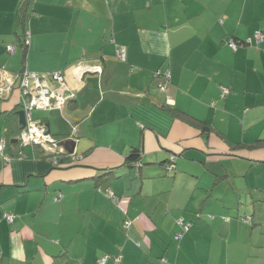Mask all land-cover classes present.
I'll use <instances>...</instances> for the list:
<instances>
[{
    "label": "crops",
    "instance_id": "0c3cea01",
    "mask_svg": "<svg viewBox=\"0 0 264 264\" xmlns=\"http://www.w3.org/2000/svg\"><path fill=\"white\" fill-rule=\"evenodd\" d=\"M0 67L66 84L31 112L58 143L0 152V264H264V0H0ZM17 87L0 82V140Z\"/></svg>",
    "mask_w": 264,
    "mask_h": 264
},
{
    "label": "built area",
    "instance_id": "2783aa9c",
    "mask_svg": "<svg viewBox=\"0 0 264 264\" xmlns=\"http://www.w3.org/2000/svg\"><path fill=\"white\" fill-rule=\"evenodd\" d=\"M254 37L257 41L262 39L258 32L254 34ZM27 42L28 41L25 40L24 44H27ZM229 47L232 51L236 50L232 41L229 42ZM6 51L12 54L15 51V48H7ZM116 57L122 62L125 60V49L123 47L116 48ZM72 69L77 72L78 75H82L86 72V70H88V67L80 63ZM19 74L22 75H13L8 73L4 68H0V82H4V84H12L17 82V88L22 99L21 109L24 111L25 127L18 135L17 141L22 147L32 146L46 150L50 149L51 146H54L55 139H53L47 133L46 128L41 122L31 118V112L36 108H54L60 110L63 108V106L66 104V100L63 94L60 93V90L62 91L66 89L65 74L64 72H48L38 75L34 73H28L26 71H22ZM7 75H10V77H7ZM155 75L159 76L160 72H157ZM160 79L162 82L158 85L160 89L164 91L166 89L164 83L169 80V73L165 72L164 74L160 75ZM48 83L57 84L59 92L52 93ZM228 93V88H221L222 97L226 96ZM5 146L6 141L4 139L0 140L1 153L4 152ZM58 197H61V194L58 195ZM8 221L11 222V219H8ZM125 226L128 227V224ZM105 260L106 258H102L98 264H104Z\"/></svg>",
    "mask_w": 264,
    "mask_h": 264
},
{
    "label": "trees",
    "instance_id": "16d2710c",
    "mask_svg": "<svg viewBox=\"0 0 264 264\" xmlns=\"http://www.w3.org/2000/svg\"><path fill=\"white\" fill-rule=\"evenodd\" d=\"M33 1V0H32ZM29 2H31V0H29ZM23 15H24V13L22 14V17L21 18H23ZM257 33V32H256ZM260 35H261V37H262V39L260 40V41H257L256 40V38H255V40H256V42L257 43H261L262 41H263V36H262V34L260 33V32H258ZM25 38H26V36H25ZM233 42L234 43V45H235V48H236V50L235 51H232L231 49H230V47H229V42ZM25 42V40L23 41V43ZM225 43H226V45H227V47L233 52V53H235L236 51H237V49H238V44H237V41L235 40H233V39H227V40H225ZM246 44V42L244 41L243 42V44ZM247 43H250V42H247ZM24 46H25V44H24ZM165 72H167V70H162V71H160V75H162V74H164ZM160 75L159 76H156L155 74L153 75V80H154V82H155V85H156V88H157V90L160 92V93H162L163 94V92H165V91H162L161 89H160V87H159V83H161L162 81H161V79H160ZM164 83V82H163ZM169 83V80L168 81H166L164 84L166 85V84H168ZM229 90V89H228ZM230 91V90H229ZM220 97L221 98H223L222 97V94L220 95ZM225 97V96H224ZM165 108V110L166 111H168V112H172V109L171 108H169V107H164ZM173 113V112H172ZM12 115V116H11ZM6 122L8 123V125H9V133H8V136H7V138L5 139V141H6V146H5V150H6V152H8V151H10L11 149H13L14 150V156H16L17 158H19V157H21L22 156V154H21V152H22V146L18 143V144H12V143H10V141L12 140V138L14 137V136H18L19 134H20V132H21V128H19V126H18V124H17V118H16V114H14V112H11L10 114H8L7 116H6ZM203 130H207V129H205V128H202ZM206 135V134H205ZM205 135H203V136H205ZM14 139V138H13ZM39 148V147H38ZM41 149V148H40ZM5 150H4V152H5ZM42 150V149H41ZM36 151H38V153L39 154H43L44 152H42V151H39L38 149H36ZM7 156H8V158H11V156H13V155H11V154H7ZM44 156H45V158L47 157L48 158V156L47 155H45L44 154ZM141 156H142V154H140V151L137 149V148H134L133 150H131L130 151V153H129V155L127 156V158H126V164H128L129 166H131V167H133V168H135V169H141V167H142V164H141V160H140V158H141ZM52 158V157H51ZM171 158V157H170ZM170 158H168L166 161H164V162H159V164L162 166V168H163V170L166 172V175H168V176H170V175H174L175 174V171H176V169L174 168V161L172 160V159H170ZM106 173V175L107 176H113L114 175V172H112V171H107V172H105ZM105 173H103V174H105ZM58 195H60V194H58ZM58 195H57V197H58ZM61 197H58V198H54L53 200L54 201H57V200H59ZM112 201H114L115 200V198L114 197H112V199H111ZM116 201V200H115ZM126 224H128V227H126L125 225ZM124 226H122V228L124 229V230H128L129 229V227L131 226V222L130 221H128V220H126L125 222H124V224H123ZM177 225H178V227L180 228V230H181V233H180V235L176 238L177 240L178 239H180L184 234H186L188 231H189V228H190V224H188V223H185V222H183V220H179L178 222H177ZM109 255L108 254H103L99 259H98V261H97V264L99 263V261L102 259V258H106V260H105V262H104V264H106L107 263V261L109 260ZM116 260H118V259H116ZM164 261V263H165V260H163Z\"/></svg>",
    "mask_w": 264,
    "mask_h": 264
},
{
    "label": "water",
    "instance_id": "95a60500",
    "mask_svg": "<svg viewBox=\"0 0 264 264\" xmlns=\"http://www.w3.org/2000/svg\"><path fill=\"white\" fill-rule=\"evenodd\" d=\"M17 117H18V124L22 130L25 127V116H24V111L22 109L17 112ZM47 133L50 134V129H47ZM11 143H17V140L14 139L11 141Z\"/></svg>",
    "mask_w": 264,
    "mask_h": 264
},
{
    "label": "rangeland",
    "instance_id": "374dc122",
    "mask_svg": "<svg viewBox=\"0 0 264 264\" xmlns=\"http://www.w3.org/2000/svg\"><path fill=\"white\" fill-rule=\"evenodd\" d=\"M5 57H6V58H9L10 56H9V55H6ZM21 75H22V74H18V76H21ZM31 115H32L33 118H35V116H36V112H33ZM57 143H58V142L54 140V145L57 144ZM52 158L55 159V161H58V157H57V156L52 157Z\"/></svg>",
    "mask_w": 264,
    "mask_h": 264
},
{
    "label": "clouds",
    "instance_id": "9594fccd",
    "mask_svg": "<svg viewBox=\"0 0 264 264\" xmlns=\"http://www.w3.org/2000/svg\"><path fill=\"white\" fill-rule=\"evenodd\" d=\"M25 45H26V44H25ZM6 52H7V51H6ZM14 52H15V51H14ZM14 52H13V53H14ZM7 53H8V52H7ZM8 54H10V53H8ZM0 68H1V67H0ZM20 107H21V105H20ZM21 131H22V130H21ZM17 137H18V136H17ZM4 140H5V139H4ZM17 143H18V142H17Z\"/></svg>",
    "mask_w": 264,
    "mask_h": 264
},
{
    "label": "bare ground",
    "instance_id": "6f19581e",
    "mask_svg": "<svg viewBox=\"0 0 264 264\" xmlns=\"http://www.w3.org/2000/svg\"><path fill=\"white\" fill-rule=\"evenodd\" d=\"M50 135V134H49Z\"/></svg>",
    "mask_w": 264,
    "mask_h": 264
},
{
    "label": "flooded vegetation",
    "instance_id": "af4514ba",
    "mask_svg": "<svg viewBox=\"0 0 264 264\" xmlns=\"http://www.w3.org/2000/svg\"><path fill=\"white\" fill-rule=\"evenodd\" d=\"M18 142V141H17Z\"/></svg>",
    "mask_w": 264,
    "mask_h": 264
}]
</instances>
